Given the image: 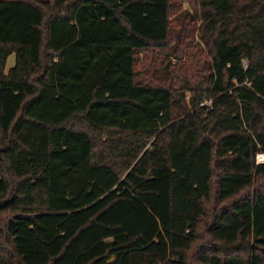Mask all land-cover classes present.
Returning <instances> with one entry per match:
<instances>
[{
	"label": "trees",
	"instance_id": "obj_1",
	"mask_svg": "<svg viewBox=\"0 0 264 264\" xmlns=\"http://www.w3.org/2000/svg\"><path fill=\"white\" fill-rule=\"evenodd\" d=\"M196 1L198 83L179 0H0V264H264V0Z\"/></svg>",
	"mask_w": 264,
	"mask_h": 264
},
{
	"label": "rangeland",
	"instance_id": "obj_2",
	"mask_svg": "<svg viewBox=\"0 0 264 264\" xmlns=\"http://www.w3.org/2000/svg\"><path fill=\"white\" fill-rule=\"evenodd\" d=\"M26 1V0H21ZM39 2H49V0H37ZM178 17L172 26L173 34L178 36L179 44H182L181 59H173V56L166 59H161L156 62L153 78L156 79L155 73L157 69L168 65L167 71H170L174 66L180 63L186 67H190L196 78L191 79L193 83H198L204 76V68L212 64L211 54L208 52L206 45L201 37L202 14L196 0H179V11L174 16ZM182 35V37H180ZM192 54V58H190ZM15 64V57L11 56L8 60L7 69H10ZM141 63L139 64L140 67ZM190 94L187 95V101L190 99ZM264 155V154H260ZM261 158V159H260ZM260 159V162L258 160ZM257 163L264 164V158L257 156ZM264 182V179L262 180ZM4 229L1 228L0 232Z\"/></svg>",
	"mask_w": 264,
	"mask_h": 264
},
{
	"label": "built area",
	"instance_id": "obj_3",
	"mask_svg": "<svg viewBox=\"0 0 264 264\" xmlns=\"http://www.w3.org/2000/svg\"><path fill=\"white\" fill-rule=\"evenodd\" d=\"M244 65H245V67H247V62L246 61L244 62ZM211 103H212L211 101H208V102H206L203 105L211 106ZM258 157H263L264 158V155H258ZM258 162H260V159L258 160Z\"/></svg>",
	"mask_w": 264,
	"mask_h": 264
},
{
	"label": "bare ground",
	"instance_id": "obj_4",
	"mask_svg": "<svg viewBox=\"0 0 264 264\" xmlns=\"http://www.w3.org/2000/svg\"><path fill=\"white\" fill-rule=\"evenodd\" d=\"M261 159V158H260Z\"/></svg>",
	"mask_w": 264,
	"mask_h": 264
}]
</instances>
